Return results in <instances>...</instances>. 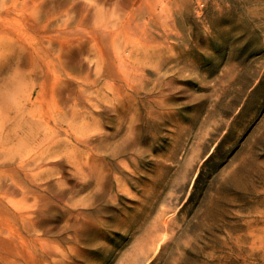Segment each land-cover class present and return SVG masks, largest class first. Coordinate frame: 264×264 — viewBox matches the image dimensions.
<instances>
[{
    "label": "rangeland",
    "instance_id": "1",
    "mask_svg": "<svg viewBox=\"0 0 264 264\" xmlns=\"http://www.w3.org/2000/svg\"><path fill=\"white\" fill-rule=\"evenodd\" d=\"M10 88L0 264H264V0H0Z\"/></svg>",
    "mask_w": 264,
    "mask_h": 264
},
{
    "label": "bare ground",
    "instance_id": "2",
    "mask_svg": "<svg viewBox=\"0 0 264 264\" xmlns=\"http://www.w3.org/2000/svg\"><path fill=\"white\" fill-rule=\"evenodd\" d=\"M126 61V60H125ZM19 80V79H18ZM18 80H16V81H14V85L13 86H15L16 87V84H17V86H21L22 84L24 85V81L25 80H23V79H21L19 82H18ZM129 81V80H128ZM10 91H6L4 94H0V151H3L4 149H6L5 148V145L6 144H8V141H12V137L10 138V136H11V134H10V132H11V130L10 131H8L7 130V133H6V131H5V129H7V127H6V124H9L10 122H8V121H10L11 119H13V118H17L18 116H19V114H21L20 112L21 111H25L24 109H25V106H23L22 108L21 107H19V111H17L15 114H13L12 112H14V110H13V103H10L7 99L8 98H10V96L9 95H7V94H9L11 91H12V89L10 88L9 89ZM19 90H22V88L21 87H19ZM9 92V93H8ZM19 93H21V91H18ZM23 92V91H22ZM30 98H31V95L29 96ZM23 104H25V103H23ZM16 110V109H15ZM22 118H24V117H22ZM73 119V118H72ZM57 122L58 123H62V120H60V119H58L57 118ZM20 125V127L23 129L24 127H23V125H25V122L24 121H21V123L19 124ZM51 125V124H50ZM5 128V129H4ZM26 132V131H25ZM47 133V132H46ZM51 133L52 132H50V133H47V135L46 136H48V135H50L49 136V142H50V147L52 146V144L51 143H53V144H60V142H61V140L60 139H57V138H54V137H57L56 135H53L54 137L53 138H51L52 137V135H51ZM26 135V134H25ZM23 136L22 137V141L24 142V143H22V145L24 144V148L26 147L27 148V150H30L31 149V147H27V145H29L28 143H27V141H25V137L26 136ZM92 135V134H91ZM34 139H35V142H36V145L37 144H41L40 142H39V140H38V138H37V136L36 137H33ZM46 139H48V137H45L44 138V140H46ZM82 139V138H81ZM20 140V139H19ZM17 148V147H16ZM43 150V149H42ZM24 161V160H23ZM88 163V162H87ZM93 167V166H92ZM242 171V170H241ZM241 171H240V173H241ZM40 172V171H39ZM89 173V172H88ZM34 175L36 176V177H38L35 173H34ZM243 177V176H242ZM235 185H238V184H240V183H243V180L241 179V178H237L236 180H235ZM6 192H7V190H5V189H1L0 188V200L1 201H3V200H5L7 197H8V195L6 194ZM4 193V194H3ZM1 194H3V195H1Z\"/></svg>",
    "mask_w": 264,
    "mask_h": 264
}]
</instances>
